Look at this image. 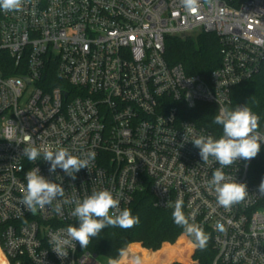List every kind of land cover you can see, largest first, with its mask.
Instances as JSON below:
<instances>
[{
    "label": "built area",
    "instance_id": "2783aa9c",
    "mask_svg": "<svg viewBox=\"0 0 264 264\" xmlns=\"http://www.w3.org/2000/svg\"><path fill=\"white\" fill-rule=\"evenodd\" d=\"M196 32L219 39L221 65L207 76L165 57L167 37ZM8 58L14 74H5ZM263 68L264 0H202L196 14L180 0H26L22 11L0 10V243L10 264H102L78 243L63 259L51 250L50 235L76 218L72 205L58 215L56 201L25 211V174L36 167L66 197L109 189L121 209L144 190L160 209L182 199L190 222L212 232L213 264H264V142L254 159L223 169L249 192L225 209L208 184L220 165L203 163L190 141L221 135L188 117L202 104L217 114L246 106L232 90ZM258 131L264 136V120ZM29 145L96 156L72 180L59 168L49 173L42 156L29 162Z\"/></svg>",
    "mask_w": 264,
    "mask_h": 264
},
{
    "label": "clouds",
    "instance_id": "9594fccd",
    "mask_svg": "<svg viewBox=\"0 0 264 264\" xmlns=\"http://www.w3.org/2000/svg\"><path fill=\"white\" fill-rule=\"evenodd\" d=\"M204 2L212 4V0H204ZM25 3L26 0H0V10L19 12L23 10ZM180 4L189 14H196L202 7V0H180ZM213 123L222 126V135L219 138L200 134L190 141L199 149L198 154L203 163H209L212 158L220 165L213 171L208 184L214 190L217 204L225 209H231L234 205L243 203L248 198L249 192L245 183L236 182L235 179L227 176L223 169L240 160L254 159L261 150L264 136L258 131L260 117L248 106H238L234 110L222 107L219 109V114L215 115ZM23 155L29 162H35L42 156L50 165L49 173H55L59 168L72 180L77 178L76 174L81 169L89 170L96 156L91 151L81 157L73 155L65 147L53 149L49 146L32 145L24 147ZM25 177L27 183L22 189L19 201L25 211L35 215L38 210L51 207L56 201L54 211L62 215L64 205L73 206L70 214L76 218L78 226L68 225L50 235L51 250L61 259L68 256L69 250L75 251L77 243L82 249L87 248L92 238L98 237L106 227L130 229L140 223L139 216H134L131 209L120 208L119 198L109 189L94 190L83 199L76 194L66 197L64 187L46 179L37 167L27 171ZM257 193L264 196V178L261 179ZM169 206L174 209L172 212L174 223L193 238L194 247L205 249L210 235L199 224L190 222V217L183 211V200L178 198L174 205ZM216 229L223 231L224 225L218 223ZM125 255V250L121 249L119 257L123 258ZM108 264H120V259L109 258ZM135 264H140L139 258L135 260Z\"/></svg>",
    "mask_w": 264,
    "mask_h": 264
},
{
    "label": "trees",
    "instance_id": "16d2710c",
    "mask_svg": "<svg viewBox=\"0 0 264 264\" xmlns=\"http://www.w3.org/2000/svg\"><path fill=\"white\" fill-rule=\"evenodd\" d=\"M2 54L6 55L7 59V54ZM165 57L170 65H182L188 74L207 76L221 65L218 36L215 33L196 32L186 37H167ZM7 61L8 65L10 64V71L5 74L16 73L17 70L11 66L13 60L8 58ZM232 100L234 103H243L250 107L261 120H264V68L253 78L234 87ZM215 115H217L215 106L202 104L192 110L188 117L219 136L222 135V126L213 123ZM128 208L134 216H139V224L130 229L106 227L98 237L92 238L91 243L84 249L97 252L107 259H120V264H135L137 258L140 264H186L182 263V260L188 257L196 264H213L217 252L209 228H203L210 235V239L207 247L201 250L194 247L193 238L174 223L172 218L174 209L155 207L154 197L148 190L137 192ZM68 225L78 226V221L65 224ZM121 249L126 252L123 258L119 257ZM0 264H10L1 243Z\"/></svg>",
    "mask_w": 264,
    "mask_h": 264
},
{
    "label": "rangeland",
    "instance_id": "374dc122",
    "mask_svg": "<svg viewBox=\"0 0 264 264\" xmlns=\"http://www.w3.org/2000/svg\"><path fill=\"white\" fill-rule=\"evenodd\" d=\"M175 260H171V262H176ZM100 261L102 262V264H108V259L105 258V257H101L100 258ZM177 262H181V261H177ZM182 263H186V264H196V262L192 258H190V257H188V259H186V260H182Z\"/></svg>",
    "mask_w": 264,
    "mask_h": 264
}]
</instances>
